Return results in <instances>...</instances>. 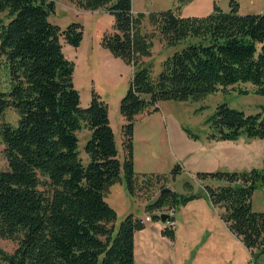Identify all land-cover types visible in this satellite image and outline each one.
<instances>
[{
    "label": "trees",
    "instance_id": "16d2710c",
    "mask_svg": "<svg viewBox=\"0 0 264 264\" xmlns=\"http://www.w3.org/2000/svg\"><path fill=\"white\" fill-rule=\"evenodd\" d=\"M70 1L113 15L100 44L132 66L119 100L123 157L107 102L92 91L89 103L80 104L74 61L62 49L61 37L80 44L82 23L71 20L61 27L51 21L56 0H0V70L8 81L0 87V117L7 107L18 115L15 122H0L7 160L0 168V237L18 238L12 251L0 245V264H134V232L146 220L128 212L116 227L117 211L105 197L121 178L131 194L157 188L144 206L153 219L157 210H176L192 198L208 196L252 255L264 253V210L251 204L258 182H264L261 168L197 170L202 187L194 190L186 179L185 191H178L164 182L182 172L181 162L175 161L169 172H138L133 156L135 116L159 110L162 100L199 98L239 81H250L253 91L264 94V12H239L237 0H229L228 9L214 1L200 15L178 12L190 0L136 13L132 0ZM145 19L151 29H145ZM155 36L170 45L187 40L161 61L157 72L144 59L152 53ZM206 121L211 139L264 138L262 111L219 102ZM82 126L90 130L83 146L86 162L78 148ZM161 232L174 239V225H163Z\"/></svg>",
    "mask_w": 264,
    "mask_h": 264
},
{
    "label": "rangeland",
    "instance_id": "374dc122",
    "mask_svg": "<svg viewBox=\"0 0 264 264\" xmlns=\"http://www.w3.org/2000/svg\"><path fill=\"white\" fill-rule=\"evenodd\" d=\"M177 1L132 0V10L136 13L138 11L149 12L169 7L174 8L177 5ZM214 1L223 9L229 8V0H190L180 4L178 12L181 15L206 14L212 9ZM237 1L239 2V12H264V0ZM55 10L48 17L51 21L59 23L61 27H64L71 20L82 23L84 36L80 44L73 46L61 37L62 49L64 54L74 61L73 83L79 91L80 104L85 106L89 103L92 91L97 92L107 102L109 122L114 132L119 157L122 159L121 124L123 117L119 111V100L130 83L132 66L100 44V37L103 31L112 28L114 17L110 12L100 8L83 10L79 14H76L74 10L66 6L63 2H58ZM144 27L145 29H151L147 19L144 21ZM186 43L187 40L185 39L174 45H170L161 41L158 36H155L151 48L152 53L144 59L151 61L154 71L157 72L161 67V61L174 50L186 45ZM7 85V76L3 70H0V87L5 88ZM252 87L253 84L250 81H239L233 85H228L223 88L220 87L199 98L189 97L187 99H165L162 101L163 106H161V109L163 114L167 113L178 118L172 140L169 142L168 138L165 137V140L161 144L162 156L163 158L169 159L177 155L178 158L176 157L175 159H178L185 166L181 175L178 174L174 180L165 181V185H171L174 189L179 190L181 187L183 188V180H190L193 187L195 184L193 179L199 180L195 176V171H193V165L197 163V160L191 159L195 149L191 145V142L196 137L189 135L183 126H186L203 138L210 129L206 118L214 111L219 102H226L228 105L243 109L245 112L262 111L264 113V94L253 91ZM240 89H246L247 91H241ZM17 116V112L12 107H7L0 117V122H15ZM89 133L90 130L85 126H82L78 130V148L84 162L88 160V155L83 146ZM241 138L246 143L243 146L242 154L237 156L236 163L233 162V167L241 169L256 166L264 171V138ZM139 146L143 145L139 143ZM2 148L3 143L0 137V168H5L7 166V160ZM174 162L169 163L168 167L165 168L166 172H169ZM116 184L118 185L119 183ZM124 188L126 191L122 189L120 197H123L125 194L130 199V208L133 209L129 211H133L135 214L138 213L137 215L142 214L143 207L136 202V199H134L125 185ZM157 191V188L151 190L137 189L134 194L151 197ZM108 197L110 196L108 195ZM251 204L253 209L264 210V182H258L251 196ZM146 213L149 212L146 211ZM125 214L126 212L124 214L118 213L115 219L116 227ZM235 238L237 242H241L237 236ZM17 244L18 238L0 237V245L8 251H12ZM253 263L264 264V253L256 254L255 252L251 264Z\"/></svg>",
    "mask_w": 264,
    "mask_h": 264
},
{
    "label": "crops",
    "instance_id": "0c3cea01",
    "mask_svg": "<svg viewBox=\"0 0 264 264\" xmlns=\"http://www.w3.org/2000/svg\"><path fill=\"white\" fill-rule=\"evenodd\" d=\"M58 2H63L76 14L89 10L77 7L70 0H56L55 9ZM162 101L159 103V110L143 111L135 116L133 156L134 169L138 172H163L166 171L165 168L169 163L178 161L175 159L178 158L177 155L169 159L162 156L161 144L165 137L169 142L172 140L175 134L173 131L178 123V118L174 115L163 114ZM194 139L191 142L195 148L191 159L197 160V163L193 165V171L217 168L236 169L233 167L234 163H236L237 156L242 154L246 143L243 138L237 140L211 139L207 134L203 138L198 135ZM139 143L143 146H139ZM179 174L181 175L182 172ZM193 181L194 190L202 187L199 180L193 179ZM124 185L122 178L112 183L105 196L108 202L116 208L117 215L119 212L121 214L133 212L129 211L133 209L130 208V199L125 194L120 197L122 189L126 191ZM183 189L181 187L176 190L185 191ZM131 195L143 207V213L140 216L144 217L147 196ZM173 225L174 239L172 240L162 234L163 222L157 219L146 220L144 227L135 230L134 264H251L252 262V253L242 241H236L235 234L229 230L226 222L220 217L217 207L206 195L192 198L180 205L175 210Z\"/></svg>",
    "mask_w": 264,
    "mask_h": 264
},
{
    "label": "built area",
    "instance_id": "2783aa9c",
    "mask_svg": "<svg viewBox=\"0 0 264 264\" xmlns=\"http://www.w3.org/2000/svg\"><path fill=\"white\" fill-rule=\"evenodd\" d=\"M161 212L168 213V217L166 218L165 221H163V225L172 226L174 221L172 219H170V215H174L175 208L174 207H167V208H163V209L157 210V214H158L157 220H159V221H160L159 215H160ZM144 219L145 220H150V219H153V218L151 217L150 213H146L144 215Z\"/></svg>",
    "mask_w": 264,
    "mask_h": 264
},
{
    "label": "water",
    "instance_id": "95a60500",
    "mask_svg": "<svg viewBox=\"0 0 264 264\" xmlns=\"http://www.w3.org/2000/svg\"><path fill=\"white\" fill-rule=\"evenodd\" d=\"M166 188H168V187H164V188H162V190H163V189H166ZM159 217H160V220H161V221H165L166 218L168 217V213H166V212H161L160 215H159Z\"/></svg>",
    "mask_w": 264,
    "mask_h": 264
}]
</instances>
